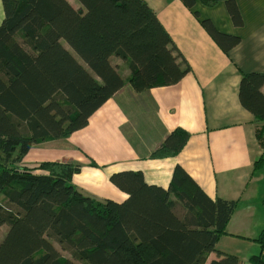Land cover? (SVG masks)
Segmentation results:
<instances>
[{
    "label": "trees",
    "instance_id": "16d2710c",
    "mask_svg": "<svg viewBox=\"0 0 264 264\" xmlns=\"http://www.w3.org/2000/svg\"><path fill=\"white\" fill-rule=\"evenodd\" d=\"M76 1L77 7L68 0H1L0 264H206L213 251L208 264H238L215 249L235 201L211 199L179 166L168 188L146 183L140 171L112 173L110 182L127 194L116 202L81 193L71 181L77 163L19 165L33 144L84 127L126 82L141 92L189 71L145 1ZM227 8L239 23L234 3ZM201 22L224 51L238 42ZM113 58L124 61L127 78ZM263 84L264 73L247 72L238 87L242 106L259 121ZM263 133L258 126L261 145ZM188 137L177 128L159 149L174 155ZM256 241L260 251L251 262L264 264V226Z\"/></svg>",
    "mask_w": 264,
    "mask_h": 264
},
{
    "label": "crops",
    "instance_id": "0c3cea01",
    "mask_svg": "<svg viewBox=\"0 0 264 264\" xmlns=\"http://www.w3.org/2000/svg\"><path fill=\"white\" fill-rule=\"evenodd\" d=\"M143 1L189 71L176 83L141 92L126 82L84 127L33 144L19 165L77 163L81 169L72 184L96 200L116 202L127 194L110 182L112 173L140 171L146 183L168 188L179 166L211 199L235 201L215 249L235 255L238 264H253L251 257L260 251L256 238L264 226V144L255 130L264 121L242 106L238 87L243 73H264V0H194L191 7L182 0ZM228 1L234 3L239 23L231 18ZM3 17L0 0V23ZM203 19L217 31L237 36L238 42L224 51ZM113 62L127 78L124 61ZM177 128L189 133L186 143L174 155L162 154L161 143ZM216 257L209 253L206 264Z\"/></svg>",
    "mask_w": 264,
    "mask_h": 264
},
{
    "label": "rangeland",
    "instance_id": "374dc122",
    "mask_svg": "<svg viewBox=\"0 0 264 264\" xmlns=\"http://www.w3.org/2000/svg\"><path fill=\"white\" fill-rule=\"evenodd\" d=\"M69 2L74 6L77 7L78 6V2L76 0H69ZM123 70V69H122ZM4 233V229L0 228V238L2 237ZM63 254L67 255V252H62Z\"/></svg>",
    "mask_w": 264,
    "mask_h": 264
}]
</instances>
